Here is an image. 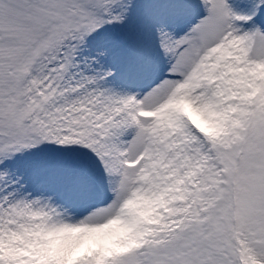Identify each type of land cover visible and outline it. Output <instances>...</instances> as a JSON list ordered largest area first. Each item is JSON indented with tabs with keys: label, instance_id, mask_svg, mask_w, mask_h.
<instances>
[{
	"label": "snow or ice",
	"instance_id": "snow-or-ice-1",
	"mask_svg": "<svg viewBox=\"0 0 264 264\" xmlns=\"http://www.w3.org/2000/svg\"><path fill=\"white\" fill-rule=\"evenodd\" d=\"M0 264H264V0H0Z\"/></svg>",
	"mask_w": 264,
	"mask_h": 264
}]
</instances>
